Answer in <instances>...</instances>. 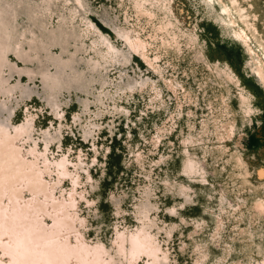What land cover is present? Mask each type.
Masks as SVG:
<instances>
[{
	"label": "rangeland",
	"instance_id": "obj_1",
	"mask_svg": "<svg viewBox=\"0 0 264 264\" xmlns=\"http://www.w3.org/2000/svg\"><path fill=\"white\" fill-rule=\"evenodd\" d=\"M91 2L90 15L94 22L131 58L125 64L111 65L109 77L115 82L120 74L133 77L139 83L134 94L120 91L113 98L105 97L101 103L92 101L86 110L87 94L75 87L61 96V112L57 115L46 100L41 76L31 79L25 72L10 73L8 68L4 73L12 85L20 82L36 90L24 98L16 89L6 98L14 106L12 116L16 123L29 115L35 116L34 137L41 149L45 146L44 130L51 133L61 130L60 137L49 144L48 154L51 158L66 154L71 169L81 175L77 189L86 198L78 197L76 210L81 218L85 216V224L78 223V227L89 243L101 241L114 252L118 230L140 225L136 209L149 194L153 203L150 217L155 222L151 230L168 253V259L156 264L263 263L264 214L259 213L255 203L264 196V177L258 175L264 167V116H257L259 111L247 114L241 109L238 85L226 81L214 65L233 69L264 110V83L253 71L258 60L259 66L264 67V0L239 1L242 6L249 7L251 3V18H256V37L250 29L247 31L253 52L222 25L217 13L210 12L202 0H179L176 5L186 28L196 26L203 45L190 42L179 31L176 39L173 31H157L160 21L152 22L147 16L137 14L128 0ZM99 14L109 19L112 16L116 25L140 32L152 44L148 53L163 73L156 72L144 58L132 52ZM27 26L23 21L18 28L24 30ZM86 40L90 44L91 36ZM53 51L59 53L60 48L55 46ZM9 60L18 69L34 65L24 62L13 51L9 52ZM149 77L155 80V86L142 88L140 85ZM105 88L112 92L116 89L112 84ZM0 115L5 118L7 113ZM233 123L236 125L231 131ZM89 127L92 131L86 134ZM188 152L196 157L201 172L204 171L195 178L182 171L183 158ZM239 156L243 158L240 163ZM81 160L78 169L74 164ZM87 170L93 173V179L87 178ZM182 184L192 186V198L187 202L180 192ZM71 187V179L65 178L57 195L68 193ZM173 207L177 212L171 211ZM146 259L142 256L136 264H143Z\"/></svg>",
	"mask_w": 264,
	"mask_h": 264
},
{
	"label": "bare ground",
	"instance_id": "obj_2",
	"mask_svg": "<svg viewBox=\"0 0 264 264\" xmlns=\"http://www.w3.org/2000/svg\"><path fill=\"white\" fill-rule=\"evenodd\" d=\"M128 1L132 3L137 14L147 16L152 22L160 21L157 31H173L175 39L179 31L190 42L203 45L198 38L196 26L186 28L185 22L178 15L176 4L179 0ZM239 1L202 0L210 12L217 13L222 25L230 29L246 49L253 52L251 37L247 31L250 29L256 37L258 33L256 18H251L252 13L249 10L251 3L248 7L242 6ZM92 12L91 0H0V113H7L5 118L0 115V264H136L142 256L147 258L143 264H156L160 260L168 259L167 251L162 248L151 230L155 222L150 217L153 203L149 194L136 209L141 220L140 225L134 229L118 230L114 252L101 241L89 243L85 233L77 225L79 223L82 226L85 217L81 218L76 210L78 197L86 198L84 193L77 189L81 175L74 168L71 169V161L66 154L63 153L59 158H51L48 154L51 149L49 144L60 137L61 130L55 133L44 130L45 146L41 149V144L39 145L34 137L37 128L35 116L29 115L25 120L23 119V122L16 123L13 117L14 106L11 107L6 98L7 96L9 99L16 89H19L21 97L24 98L36 92L20 82L12 85L9 82L10 77L4 74L6 68L10 73L14 70H18L19 73L25 72L31 79L41 76L46 87V100L57 115L61 112L59 110L61 96L65 91L75 87H80L87 94L84 99L86 110L92 101L101 103L105 97L113 98L120 91L134 94L139 83L133 77L120 74L117 82L110 79L109 67L117 63L125 64L131 58L94 22L90 15ZM99 16L114 29L116 37L121 39L132 52L138 53L154 67L156 72L163 73L154 65L148 53L151 43L143 38L140 32L125 25H116L114 18L111 19L112 16L110 19L104 14ZM23 21L28 23L24 30L18 28ZM89 36L92 38L90 44L86 40ZM55 46L60 48L59 53L53 51ZM12 51L24 62H32L33 67L25 66L18 69V65L9 60V52ZM255 64L253 68L255 76L264 83V67L259 66V60ZM214 69L226 81L238 85L241 109L243 108L247 114L252 112L255 114L259 111L256 115L263 118L264 110L259 107L256 95L240 80L233 69L229 66L221 69L217 65H214ZM97 84L100 87H97ZM109 84L115 86V92L106 90L105 87ZM155 84V80L149 77L140 86L154 87ZM2 95L5 96V100H1ZM235 125L232 124L231 131L234 130ZM91 131L92 128L89 127L85 133L90 134ZM241 161L243 158L239 156V163ZM82 163L81 160L74 166L78 168ZM201 170L196 157L188 152L183 158V173L195 178L198 173H204ZM245 170L247 173L250 171L248 167ZM92 174L87 170L88 179H93ZM258 175L260 178L264 177V167L260 168ZM65 178L71 179L73 187L68 193L62 192L57 195ZM191 190L192 186L189 185L182 184L180 187L186 202L192 198ZM91 203L88 202V205ZM255 208L259 213L264 214V196L256 201ZM171 211L177 212L175 207ZM257 264H264V261Z\"/></svg>",
	"mask_w": 264,
	"mask_h": 264
}]
</instances>
